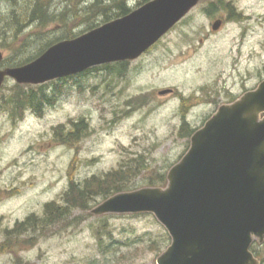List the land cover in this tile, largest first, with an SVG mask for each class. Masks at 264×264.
Segmentation results:
<instances>
[{
	"label": "rangeland",
	"instance_id": "1",
	"mask_svg": "<svg viewBox=\"0 0 264 264\" xmlns=\"http://www.w3.org/2000/svg\"><path fill=\"white\" fill-rule=\"evenodd\" d=\"M140 1L128 0L127 6L134 8ZM224 1L247 19H229L222 9L210 14L208 7L218 0H202L160 43L130 64L124 79L102 70L61 85L58 81L63 93L41 116L30 110L15 119L7 108L0 111V264H157L172 242L165 227L151 214H92L105 202L102 196L92 200L87 211L74 209L65 223L42 234L15 236L7 241L12 249L2 251V246L7 230L31 214L42 216L46 203L61 202L71 180L84 183L119 168L127 173L138 164L137 176H130L126 186L130 191L149 187L151 177L167 175L188 151L190 139L180 137L183 122L193 129L202 127L221 105L264 81V0ZM95 2L85 0L80 8ZM53 9L58 14L68 11L66 18L78 37L91 31L83 19L75 18L70 0H56ZM217 19L224 24L214 32ZM34 32L42 39L65 34L61 23L48 30L32 26L22 36ZM11 34L0 33L5 59L15 55L7 47ZM16 85L6 80L0 104L14 94ZM169 89L173 92L161 94ZM81 118L87 135L74 145L55 140L54 128L70 130L71 122ZM154 243L161 250L154 249Z\"/></svg>",
	"mask_w": 264,
	"mask_h": 264
},
{
	"label": "water",
	"instance_id": "2",
	"mask_svg": "<svg viewBox=\"0 0 264 264\" xmlns=\"http://www.w3.org/2000/svg\"><path fill=\"white\" fill-rule=\"evenodd\" d=\"M201 1L153 0L53 45L26 65L0 69V90L7 78L20 85H43L135 61ZM221 26L218 20L213 30ZM3 60L0 50V64ZM263 114L264 81L234 103L220 106L192 136L189 151L169 171L166 188L120 193L92 214L154 215L172 239L157 264H261L251 247L255 241L264 243Z\"/></svg>",
	"mask_w": 264,
	"mask_h": 264
},
{
	"label": "trees",
	"instance_id": "3",
	"mask_svg": "<svg viewBox=\"0 0 264 264\" xmlns=\"http://www.w3.org/2000/svg\"><path fill=\"white\" fill-rule=\"evenodd\" d=\"M55 1L56 0H33L29 2L26 0H0V26H2L0 33L6 34L8 31L12 32V41L7 47L15 51L13 58H7L3 61L1 64L2 68L26 65L41 56L53 45L64 40H72L78 37L73 33V26L68 23L66 18L68 11L58 14L53 9ZM127 1L128 0H109V3L106 4L103 0H96V2L90 6L80 8L85 0H70L75 18L83 19L84 24H89L88 31L116 19L123 18L133 10L152 0H141L134 8L128 7ZM217 9L227 11L231 15V18L236 17L237 20L246 19L242 14H236L237 16L233 15L235 14V10L230 2L218 0V2L211 3L208 7V12L210 14L215 13ZM99 21L100 23H98ZM61 23L64 25L65 31L63 36L54 39H42L38 32H34L28 36H22V33L32 26L48 30L53 24L61 25ZM38 38L42 39L40 43L37 40ZM31 39H34L36 42H29L28 40ZM35 47L37 48L35 52H33ZM28 49L32 50L27 52ZM128 64L129 63L109 64L93 68L79 76L106 70L108 73L124 79L128 72ZM77 77L78 76L59 80L60 85ZM57 82L58 81H54L37 87L16 85L14 94L4 99V104H0V111L7 108L11 112V117L15 119H18V117L23 119L24 114L30 110L41 116L45 108L47 106H54L63 93L62 87L56 85ZM50 85L54 86L51 90H49ZM27 88H30V90H27ZM34 88H37V90ZM71 125L72 128L65 131L63 125L54 128L55 140L63 144L74 145L80 140V137L87 135L88 129L83 118L79 121H72ZM197 130L198 129L191 128L187 122H183L180 137L190 139ZM138 166L140 165L134 164L129 167L127 173H125L124 168L114 169L103 178L94 175L84 183L71 180L68 189L63 193L61 202L51 201L46 203L42 216L31 214L25 220L18 222L13 229L7 230L6 243L2 246L4 247L2 251L13 248L11 243L7 241H11L15 236H21L30 232H40L42 234L70 220L74 209L82 208L84 211L89 210L91 208V201L98 196H102L107 200L112 195L128 190L130 191V188L126 186V184L130 176H137ZM166 176V174L157 173L155 176L151 177L149 186H166ZM152 246L156 250H161L159 243H154ZM252 252L260 259L261 264H264V245L262 248H259L257 243L254 244Z\"/></svg>",
	"mask_w": 264,
	"mask_h": 264
},
{
	"label": "flooded vegetation",
	"instance_id": "4",
	"mask_svg": "<svg viewBox=\"0 0 264 264\" xmlns=\"http://www.w3.org/2000/svg\"><path fill=\"white\" fill-rule=\"evenodd\" d=\"M128 66H129V64H128Z\"/></svg>",
	"mask_w": 264,
	"mask_h": 264
}]
</instances>
